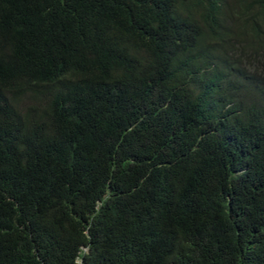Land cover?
<instances>
[{"label":"trees","instance_id":"16d2710c","mask_svg":"<svg viewBox=\"0 0 264 264\" xmlns=\"http://www.w3.org/2000/svg\"><path fill=\"white\" fill-rule=\"evenodd\" d=\"M0 264H264V0H0Z\"/></svg>","mask_w":264,"mask_h":264}]
</instances>
